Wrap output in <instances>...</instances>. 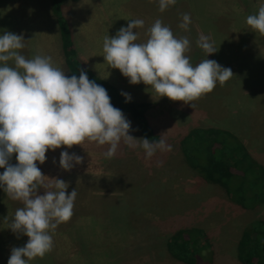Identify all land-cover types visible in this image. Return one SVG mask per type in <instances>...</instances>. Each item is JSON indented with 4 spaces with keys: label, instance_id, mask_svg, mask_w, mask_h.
<instances>
[{
    "label": "rangeland",
    "instance_id": "rangeland-1",
    "mask_svg": "<svg viewBox=\"0 0 264 264\" xmlns=\"http://www.w3.org/2000/svg\"><path fill=\"white\" fill-rule=\"evenodd\" d=\"M110 4L112 9L108 7L107 12L109 11L110 29L114 36L121 27H125L123 24L130 23L131 20L146 19L149 29L159 19L171 29L175 37L188 38L189 51L185 55L194 66L209 59L232 70L234 77L230 80L222 85L218 82L213 91L190 101L193 103L192 110L206 106L202 110L210 114L214 110L216 97L223 102L224 96L232 99H226L229 103L219 104L223 110H234L232 102L235 96L242 97L240 102L251 108L253 105L249 102L263 94L264 34L250 28L246 24V18L258 13L264 0H176L174 5L163 12L159 10V0H111ZM185 13L191 18L187 31L180 28ZM11 27L9 12L3 16L0 8V35L5 31L12 32ZM133 31L138 34L136 42L144 43L141 40L144 31L141 28ZM200 35L209 37L218 51L207 56L197 45ZM236 71H239V78L242 77L239 79L241 84L237 83ZM241 94L246 95L244 97ZM241 110L243 109L238 112ZM168 112L167 117L172 115L178 119L180 115L173 110ZM147 120L156 133L163 134L162 138L171 145V151L158 150L151 158H146L142 148L131 149L120 143L116 154L112 158H106L104 153L107 150L100 148L103 146L85 140L81 145H73L71 148L61 146L49 150L46 152V161L43 164L37 162V167L44 176L64 180L69 185L66 192L71 193L75 188L77 196L71 218L49 233L54 246L45 254L48 257L35 258L28 261V264H187L179 258V251L173 256L166 244L172 235L188 229L194 230V227H205L209 231L204 245L198 244V247L203 245L204 248L199 254L201 264H235L229 259L221 258H230L234 249L221 252L218 245L222 242L220 238L224 233L212 228V222L218 225L219 221H227L230 216L228 219L224 215L219 219H211L210 216L188 213L189 207L194 210L202 206L208 207L206 199L209 194L204 192L201 199L191 200L190 203L186 201V185L172 183L177 170L173 166L180 165L184 153L172 150L170 135L174 131L170 126L171 121L151 117ZM179 122L182 123V119L177 121ZM131 124L138 132L139 129L132 120ZM179 128L181 127L175 129ZM131 136L138 139L139 135ZM62 151L82 157V163L75 164L70 171L63 170L59 165ZM208 152L211 156L216 154L214 148ZM194 156L196 153H191L189 160L192 161ZM217 158L216 155L215 159ZM9 163H17L15 154L11 156ZM3 172L4 169L0 168V174ZM37 194L43 195V189H38ZM22 206L21 202L9 199L4 188L0 187L1 264H8L13 248L23 247L27 243L26 236L8 228L16 209ZM5 218H8V223ZM192 233L194 238L198 236L194 235L195 232ZM193 253L191 251L189 255Z\"/></svg>",
    "mask_w": 264,
    "mask_h": 264
},
{
    "label": "clouds",
    "instance_id": "clouds-1",
    "mask_svg": "<svg viewBox=\"0 0 264 264\" xmlns=\"http://www.w3.org/2000/svg\"><path fill=\"white\" fill-rule=\"evenodd\" d=\"M176 0H159V10L174 5ZM180 28L188 30L190 15L185 13ZM246 24L264 34V5L258 13L249 15ZM144 21L131 20L111 38L104 37V61L128 78L132 85L151 86L160 96L171 101H194L210 93L234 77L230 68L215 60L204 59L195 66L185 55L189 51L187 37L177 38L171 29L157 19L148 29V39L137 43ZM197 45L206 54L218 51L210 38L200 35ZM23 35L5 31L0 35V187L9 199L19 201L11 223L12 232L28 238L23 247L13 248L8 264H28L43 258L54 246L50 231L67 222L73 215L75 188L66 190L62 179L44 176L37 162L46 161V152L61 146L71 148L85 140L98 145H109L104 153L112 158L123 141L129 148H142L146 158L158 150L171 151L161 139H136L129 135L130 121L122 111L111 104L107 90L89 80L85 71L79 76H68L52 63L50 56L35 55L27 58ZM126 102L131 97L124 93ZM16 155L17 163H9ZM82 157L60 153L59 165L70 171ZM47 181V183H45ZM43 189V195H38Z\"/></svg>",
    "mask_w": 264,
    "mask_h": 264
},
{
    "label": "crops",
    "instance_id": "crops-1",
    "mask_svg": "<svg viewBox=\"0 0 264 264\" xmlns=\"http://www.w3.org/2000/svg\"><path fill=\"white\" fill-rule=\"evenodd\" d=\"M110 3L111 0H66L62 4V13L69 24L74 49L79 60L103 82L116 88L122 95L128 94L131 97L130 101L149 104L150 108L146 112L147 119L150 117L159 120L169 119L174 131L170 135L172 150L188 153L192 147L185 146L184 138L190 137L195 130L207 132L203 138L204 142L214 145L219 157L213 165L215 168L212 166L213 169H211L210 160L203 162V167L208 173L218 178V181L206 179L205 173L189 166L184 156L183 161L179 163L180 160H178L180 165L173 166L177 170L172 183L186 185L188 203L191 200L201 199L204 192L209 194L206 199L208 207L202 206L194 210L188 205L189 214L193 212L194 215L210 216L211 219H217L223 215L228 219L230 216L227 221H219L218 225L212 222L214 225L212 228L221 234L224 233L222 239L220 238L222 242L218 245L222 249L221 252H228L225 249L229 248L234 249L230 258L222 256L221 258L229 259L235 264L241 263L237 247L244 232L250 231L251 226L259 222L261 233L264 234V97H262L264 92L249 102L253 105L251 108L240 102L242 97L235 96L232 102L234 110H226V108L223 110V107L219 106L220 103H229L226 100L229 98L224 96L225 100L221 102L216 97V102L213 103L214 110L208 114L206 110H202L206 106L199 110H192L191 102L185 105L183 101H171L167 97H160L151 86L143 83L130 84L128 78L124 77L119 70L112 69L103 58L104 37L114 36V32L110 29L109 11L107 12L108 7L112 9ZM0 8L3 16L9 12L12 33L22 34L24 37L25 47L21 50L23 55L27 58L35 55L50 56L53 65L68 75L62 55L59 29L51 11V0H0ZM5 8L9 9L5 10ZM113 14L112 11L111 18ZM140 20L144 21L141 27L144 36L141 40L146 42L147 20L142 18ZM128 23L123 26L127 27ZM236 72L238 80L236 81L241 84L239 79L242 77L239 78V71ZM241 95L245 97L246 94ZM194 106L198 107V105ZM240 109L243 110L238 112ZM169 110L180 113L178 119L172 115L167 117ZM123 114L131 124L129 115ZM181 119L183 122L177 123ZM179 126L181 128L175 129ZM138 132L131 124L129 135H139L138 139H140L142 137ZM156 134L158 139H161L162 133ZM214 138L218 139L220 144L215 143ZM121 144L127 146L123 141ZM100 146H103L100 147L103 150L108 149L107 145ZM248 218L251 219L248 220ZM192 229L202 231L208 237L209 231L205 227ZM210 231H212L211 227ZM253 241L256 240L253 238ZM34 264L48 263L34 262Z\"/></svg>",
    "mask_w": 264,
    "mask_h": 264
},
{
    "label": "trees",
    "instance_id": "trees-1",
    "mask_svg": "<svg viewBox=\"0 0 264 264\" xmlns=\"http://www.w3.org/2000/svg\"><path fill=\"white\" fill-rule=\"evenodd\" d=\"M65 1L66 0H51V11L59 29V35L62 46V55L68 72V76H79L80 71H85L89 80L94 81L95 83L101 85L107 90V93L110 96L111 104L114 107L120 109L122 113L129 115L131 120L137 125L142 138H147L149 140H157L158 135L150 126L146 117V112L150 108V105L145 103H136L130 100L126 102V97L124 95H122L113 86L103 82L101 79L93 75L79 60L77 53L74 49L69 24L62 13V4ZM205 133L207 134V132H203L202 130H195L192 132L190 137L186 136L184 138L185 146L189 147V145H191L192 149L191 151H188V153L185 152L184 154H182L183 156H185V160L187 161L189 166L193 168H198L205 173L206 179L210 181H218V178H215V176L210 172L208 173L203 167V162L210 160L209 163L211 164V169H213V165L216 163L217 160L215 159V157L216 155L218 156V152H216L215 156H211L209 154L208 150L214 148V145H210L204 142L203 138L205 137ZM214 141H216L215 143L220 144V141L218 139L216 140L214 138ZM203 152H207V154ZM191 153L192 155L196 153V156L193 157L192 161L189 160ZM202 154H204V157H202ZM259 226H261L259 222L252 225L250 231L244 232L238 244L237 252L242 264H264V234L261 233ZM192 232H195L194 235L198 234V236H195L194 238ZM253 238L257 242L253 241ZM205 241L206 236L204 232L188 229L177 232L176 234L168 238L166 247L167 250L173 256H176V254H178L177 251H179V258L187 264H201V262L199 261V259H201L199 254L204 249L203 245ZM201 243L203 245L200 248L198 247V244ZM191 251H194L193 255H189Z\"/></svg>",
    "mask_w": 264,
    "mask_h": 264
}]
</instances>
